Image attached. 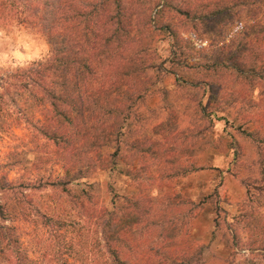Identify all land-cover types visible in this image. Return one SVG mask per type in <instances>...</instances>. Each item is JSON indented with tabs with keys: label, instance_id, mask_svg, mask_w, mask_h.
<instances>
[{
	"label": "rangeland",
	"instance_id": "1",
	"mask_svg": "<svg viewBox=\"0 0 264 264\" xmlns=\"http://www.w3.org/2000/svg\"><path fill=\"white\" fill-rule=\"evenodd\" d=\"M54 1L64 20L52 31L41 19L49 0L0 6V225L17 227L24 244L42 242L49 256L76 233L107 263L101 220L90 210H113L127 198L135 221L120 233L127 264H161L164 256L264 264L263 249L245 245L253 225L264 243V81L243 49H256L264 24L258 0ZM59 48L107 84L117 64L127 66L123 134L102 149L120 153L80 180L86 195L52 183L65 169L43 129L57 116L27 76ZM49 218L60 223L47 226ZM3 247L0 264L15 263Z\"/></svg>",
	"mask_w": 264,
	"mask_h": 264
},
{
	"label": "trees",
	"instance_id": "2",
	"mask_svg": "<svg viewBox=\"0 0 264 264\" xmlns=\"http://www.w3.org/2000/svg\"><path fill=\"white\" fill-rule=\"evenodd\" d=\"M8 1L0 0V6H5L9 3ZM45 5V13L42 14L41 19L46 24L45 28L52 31L61 23L60 20H64L60 12L62 8H60L59 2L54 0H49V3ZM263 7L264 0H258L255 4L256 16L263 11ZM3 10L5 7L1 8V11ZM60 16L62 17L60 18ZM76 18L78 19V17ZM128 21L127 19V23ZM258 25L256 41L253 42L256 49H248L247 43L244 44L243 49L249 56L253 55L254 61L251 62L253 73L258 76L259 80L264 81V24L260 22ZM128 26L130 27V23ZM53 52L51 60L38 62L35 67L27 71V76L37 84L36 86H40L42 93L50 99L54 115L57 116L53 122L52 120L48 121L43 129L45 135L57 145V153L65 169V178L52 183L62 186L65 191H68L66 185L69 183L83 186L78 191L81 195H86L84 187L89 184L85 181L80 182V180L88 177L97 168H108L120 153V148L111 154L103 153L102 149L114 142L119 143V138L123 134L122 121L125 119L124 112L127 110V87L123 88L125 82L121 76L127 77V66L117 64L115 70L117 75L114 74L107 84L104 82L105 76L102 72L99 73L98 78L93 77L95 70L90 66L86 67V72H80L79 62L76 66L74 65L76 62H66L62 54L63 48L55 49ZM105 53L106 57L111 56L109 47H106ZM112 60L105 62L106 67L112 65ZM100 67L97 66V70ZM83 73L89 74L83 77ZM23 74L26 75V71ZM102 115L105 118H110V121L105 122V118L101 120ZM89 120L91 124L88 125ZM5 211L6 209L2 208L0 214L4 215ZM90 211L91 215H95L97 219L101 220V237L111 254L110 261L101 262L102 255L97 254L96 251L93 253L94 244L89 246L87 238L77 236L76 233L69 236V239L64 242L63 248H58L56 254L53 253L49 256V250L42 242L31 244L33 241H30L24 244L20 241L22 233L17 227L3 224L0 225V241L15 258V263L11 264H58L59 262V264H73L68 261V257L79 261L80 264H127V260L121 256L120 252L122 243L127 245V242L122 239L120 233L127 230V225L135 222L133 221L134 217H128L127 198L113 210L106 208L95 210L93 208ZM54 223H60V221L49 218L47 226ZM255 228L256 225L250 227L245 245L251 249L257 246L258 249L264 251V243L263 246H258L259 243L256 240L258 233L263 230L257 231ZM60 238L63 237L60 236ZM5 247L3 248L5 249ZM35 253L40 254L41 259L32 258L31 256ZM168 257L164 256L159 263L167 264V259H170ZM180 263L191 264L190 260L185 257H182L179 262L174 257L170 259V264ZM200 263L199 258L194 262V264Z\"/></svg>",
	"mask_w": 264,
	"mask_h": 264
}]
</instances>
